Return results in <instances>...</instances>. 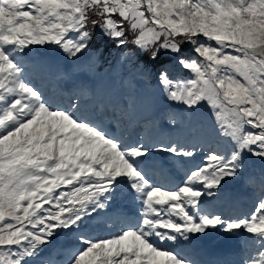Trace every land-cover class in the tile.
<instances>
[{
	"label": "snow or ice",
	"instance_id": "obj_1",
	"mask_svg": "<svg viewBox=\"0 0 264 264\" xmlns=\"http://www.w3.org/2000/svg\"><path fill=\"white\" fill-rule=\"evenodd\" d=\"M97 37L126 62L167 57L186 70L191 78L157 72L164 99L185 114L208 105L232 150L110 135L83 113L79 87L66 106L52 101L34 50L54 47L75 64L99 58ZM156 153L185 163L202 155L169 187L147 170ZM245 155L264 160V0H0V264H45L62 232L79 234L66 264H197L186 246L218 229L247 235L237 264H264V180L246 217L205 209ZM121 185L140 204L137 219L107 238L82 234Z\"/></svg>",
	"mask_w": 264,
	"mask_h": 264
},
{
	"label": "rangeland",
	"instance_id": "obj_2",
	"mask_svg": "<svg viewBox=\"0 0 264 264\" xmlns=\"http://www.w3.org/2000/svg\"><path fill=\"white\" fill-rule=\"evenodd\" d=\"M91 51L95 53L98 50L93 46ZM117 52L120 53L119 50ZM33 56L48 65L45 73L36 76L46 95L55 103L66 106L69 96L77 87L84 89L88 94L79 101L83 113L110 135L125 141L143 138L150 143L179 136L185 142L199 143L202 147L211 145L224 152L232 150L230 142L217 136L208 105H202L195 114H185L164 99L156 79L157 69L154 70L150 62L142 67L132 66V61L126 62L121 57L114 64L111 61L113 56L108 59L107 55L104 60L100 54L98 59L82 58L72 64L54 47L35 49ZM26 62L30 61L26 58ZM144 67L151 70L150 76L142 73L141 69ZM162 67L167 68L173 79L191 78L173 60L160 65L158 71ZM172 114L178 119L176 126L168 123ZM200 155L202 153H198L196 161L185 163L179 159L172 160L166 154L156 153L145 163L155 182L174 186L187 167L199 162ZM262 180L264 160L245 155L238 177L223 183L216 197L205 198V209L220 214L225 219L248 216L257 204ZM139 210V202L121 185L106 210L87 220L81 233L92 239L107 238L119 230L125 219L128 222L135 221ZM77 235L79 234L60 233L45 247L40 259L45 264H66L68 256L80 247ZM203 236L208 237L209 241L203 242L202 236H196L185 248L186 252L194 254L197 264H207V260H210L204 247L202 248L204 244L212 245L208 248L222 244L227 249L242 252L248 240L247 235L242 232L227 234L219 229ZM231 257H236V253L232 252ZM36 264L40 262L37 261Z\"/></svg>",
	"mask_w": 264,
	"mask_h": 264
},
{
	"label": "trees",
	"instance_id": "obj_3",
	"mask_svg": "<svg viewBox=\"0 0 264 264\" xmlns=\"http://www.w3.org/2000/svg\"><path fill=\"white\" fill-rule=\"evenodd\" d=\"M93 46L95 47L96 50H99L100 51L101 56L104 58V60L107 59V55H108V59H111V56H113V58H112L111 61H113L114 64H116L118 61L121 60L120 53L118 54L117 50H115L111 46L110 43L106 42L102 38L97 37V39L93 43L92 47ZM161 60H162V62L161 61H158L156 63H151L153 65L154 70L157 69L156 73L158 72V68H159L160 65L165 64L166 62H168L171 59H169L167 57H162ZM132 63L134 64L132 66H139V67H142V66H144L146 64H149V62L146 61L145 59H140V60L135 61V62L132 61Z\"/></svg>",
	"mask_w": 264,
	"mask_h": 264
},
{
	"label": "bare ground",
	"instance_id": "obj_4",
	"mask_svg": "<svg viewBox=\"0 0 264 264\" xmlns=\"http://www.w3.org/2000/svg\"><path fill=\"white\" fill-rule=\"evenodd\" d=\"M165 186H167V185H165ZM168 186L170 187L171 185L169 184ZM125 220L127 221L128 219H125ZM209 245H211V244H209ZM209 245L204 244L202 246V248L204 247L203 249L206 253V256L210 258V260H207L208 261L207 264H210V263L211 264H237V262L240 260L239 258L241 256L242 252L236 251L234 249H230L229 247H228L229 249H227L226 247L222 246V244L221 245L218 244L214 248L213 247L208 248ZM232 252L236 253L237 258L231 257ZM238 256H239V258H238ZM212 257L215 259V262H214V259Z\"/></svg>",
	"mask_w": 264,
	"mask_h": 264
},
{
	"label": "water",
	"instance_id": "obj_5",
	"mask_svg": "<svg viewBox=\"0 0 264 264\" xmlns=\"http://www.w3.org/2000/svg\"><path fill=\"white\" fill-rule=\"evenodd\" d=\"M201 240H202L203 242H207V241H209V238L206 237V236H202V237H201Z\"/></svg>",
	"mask_w": 264,
	"mask_h": 264
}]
</instances>
